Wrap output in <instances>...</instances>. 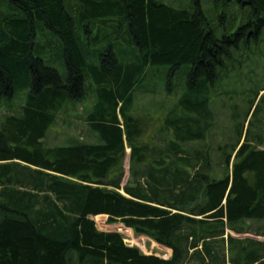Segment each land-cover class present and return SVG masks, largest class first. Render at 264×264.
I'll list each match as a JSON object with an SVG mask.
<instances>
[{
    "label": "trees",
    "instance_id": "trees-1",
    "mask_svg": "<svg viewBox=\"0 0 264 264\" xmlns=\"http://www.w3.org/2000/svg\"><path fill=\"white\" fill-rule=\"evenodd\" d=\"M236 1L249 20L219 38L200 0H1L0 103L28 94L0 119V264H264V241L232 235L264 237V88L214 147V98L241 44L264 31V0ZM157 73L177 100L149 135L133 111ZM90 95L89 140L46 144ZM100 216L172 256L100 231Z\"/></svg>",
    "mask_w": 264,
    "mask_h": 264
},
{
    "label": "rangeland",
    "instance_id": "rangeland-1",
    "mask_svg": "<svg viewBox=\"0 0 264 264\" xmlns=\"http://www.w3.org/2000/svg\"><path fill=\"white\" fill-rule=\"evenodd\" d=\"M73 4L77 0H71ZM165 4L175 8H190L194 0H160ZM203 11L209 22V27L214 30L216 35L221 38L225 33L236 32L243 24L249 20L248 7L241 6L236 0H200ZM0 11L7 12V8L2 5L0 0ZM244 40V39H243ZM241 51L235 57L234 72L225 79V84L220 89L221 94L214 98L212 107L216 112V130L214 134V147L227 141L226 136H231L234 119L233 112H239L244 115L248 109L246 97L250 100L253 95L248 92L251 88H264V31L249 39L248 43H242ZM186 66V65H185ZM58 69L65 74V68L58 65ZM164 71L167 68H160ZM168 79L162 73L146 82V88L154 91V93H138L136 95V106L134 107V115H140L141 119L148 124L146 133L149 135L158 132L160 126L163 125L165 110L171 106L177 97L175 94L168 93ZM92 83L88 81L87 85ZM153 86V88H151ZM249 95H245L248 94ZM28 91H19L13 100L0 103V119L6 114L17 113L20 106L26 99ZM264 92H261V96ZM97 99V98H96ZM93 95L87 98L82 104L69 106L59 115L58 121L51 127L48 132L46 144L50 146H62L68 144L71 137L89 140L87 136V125L85 117L94 110L93 105L96 103ZM259 118L264 123V100L262 102V111ZM248 123L245 125L247 128ZM226 135V136H224ZM224 136V139L222 138ZM129 158L130 149L127 150L125 159V178L124 184L129 178ZM217 158V155L215 156ZM96 226L103 232L120 233L128 246L138 247L146 255H156L166 259L171 257V249L162 246L145 236H137L131 229L126 228L120 223L109 224L107 217L94 218ZM232 235L236 238H254L263 241L264 237H256L251 234ZM259 238V239H258ZM261 238V239H260ZM168 258V259H169Z\"/></svg>",
    "mask_w": 264,
    "mask_h": 264
},
{
    "label": "crops",
    "instance_id": "crops-1",
    "mask_svg": "<svg viewBox=\"0 0 264 264\" xmlns=\"http://www.w3.org/2000/svg\"><path fill=\"white\" fill-rule=\"evenodd\" d=\"M259 239V238H258ZM261 239V238H260ZM261 240H263L264 241V239H261ZM168 249V248H167ZM168 250H170V249H168ZM170 256H172V253H171V255ZM169 257H167L166 259H168Z\"/></svg>",
    "mask_w": 264,
    "mask_h": 264
}]
</instances>
